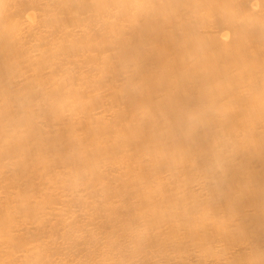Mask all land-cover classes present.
Masks as SVG:
<instances>
[{
    "label": "bare ground",
    "instance_id": "1",
    "mask_svg": "<svg viewBox=\"0 0 264 264\" xmlns=\"http://www.w3.org/2000/svg\"><path fill=\"white\" fill-rule=\"evenodd\" d=\"M0 264H264V0H0Z\"/></svg>",
    "mask_w": 264,
    "mask_h": 264
}]
</instances>
